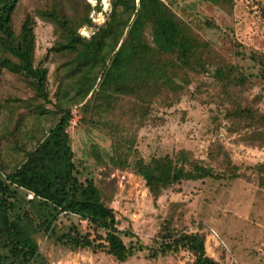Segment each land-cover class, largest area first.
Segmentation results:
<instances>
[{
	"label": "trees",
	"instance_id": "trees-1",
	"mask_svg": "<svg viewBox=\"0 0 264 264\" xmlns=\"http://www.w3.org/2000/svg\"><path fill=\"white\" fill-rule=\"evenodd\" d=\"M94 1L91 7L87 0H35L33 10L22 15V0H0V72L15 77L29 93L6 98L12 111L0 127V264H48L39 238L67 252L90 250L119 263L146 251L150 261L186 252L192 264H220L206 253L202 227L189 232L172 216L151 246L126 245L123 237L135 236L119 229L110 206L117 185L110 176L130 171L154 202L166 191L181 193L184 184L234 180L238 168L219 140L208 145L205 159L179 150L145 161L136 149L139 132L161 121L152 116L155 103L171 108L185 96H203L223 113L222 119L215 117L216 131L222 120L235 143L263 148L264 96L252 94L251 75L178 15L175 0H108L110 11L101 26L90 17L102 11V0ZM204 2L233 15L234 0ZM252 7L264 29V3ZM38 21L59 35L49 54L75 55L69 75H79L77 104L67 105V92L60 88L51 96L49 69L35 54ZM205 25L218 29L208 21ZM84 27L89 36L80 33ZM238 57L254 62L264 81V54L240 51ZM205 76L211 81L198 83ZM73 107L78 124L109 141L108 150L89 146L88 157L102 168L97 180L83 178L75 159L68 132ZM255 172L263 184L264 164Z\"/></svg>",
	"mask_w": 264,
	"mask_h": 264
},
{
	"label": "rangeland",
	"instance_id": "rangeland-1",
	"mask_svg": "<svg viewBox=\"0 0 264 264\" xmlns=\"http://www.w3.org/2000/svg\"><path fill=\"white\" fill-rule=\"evenodd\" d=\"M47 1L49 0H41ZM34 2L35 0H22V15L23 12L30 13L33 10L31 4ZM87 2L91 7L96 5L94 0ZM234 2L232 16L222 13L204 0H175L174 10L217 50L235 61L245 74L251 75L254 83L252 94L264 96V81L259 76V67L250 60L238 57L240 51L245 54H264V29L255 16L256 11L252 9L253 2L260 4L264 0ZM101 5V12L94 10L90 13L96 26L103 25L110 11L108 0H102ZM207 21L218 29L207 27ZM35 32V54L49 69L51 96L60 88V92H67L63 96L67 105L77 104L80 102L76 97L77 87L81 85L77 81L79 75H69L75 55L66 52L59 55L48 53L59 39L58 32L48 23L38 21ZM80 32L83 36L92 33L86 27L81 28ZM210 81L205 76L198 83L208 84ZM195 86L196 84L191 87L192 91ZM27 94L28 91L15 77L0 72V127L6 124L12 111L9 105L5 106L6 98H24ZM45 110L48 111V108ZM220 110L215 104L207 103L203 96L196 99L185 96L171 108L162 107L158 103L153 105L152 116L161 121L140 130L136 145L139 157L148 161L154 156L173 155L179 150H187L195 158L205 159L208 145L219 140L229 151L231 162L238 168V172L234 180H206L202 183L184 184L181 193L166 191L156 202L148 195L144 182L137 176L130 171L114 172L110 179L116 180L117 194L110 206L116 212L119 229H130L135 236L123 237L126 245L140 242L143 246H151L161 224L172 216L178 221L179 227H184L189 232L200 231L201 226V232L206 236V253L220 264H264V183L260 184L255 172L256 165L264 164V147L252 148L235 143L236 137L227 132V124L222 120L221 129L216 131L215 117L222 119L223 116ZM72 114L68 132L75 159L77 163H81L79 170L83 178L92 177L97 180L102 168L95 166L88 157L89 146L95 143L108 150L109 141L77 123L76 107H73ZM174 205H178V208L175 209ZM73 220L77 222V219ZM80 225L82 230H86V224ZM211 230L217 234L218 239L210 237ZM38 244L48 264H192V257L186 252L150 261L146 259L145 251L119 263L90 250L67 252L56 248L46 239L39 238Z\"/></svg>",
	"mask_w": 264,
	"mask_h": 264
},
{
	"label": "built area",
	"instance_id": "built-area-1",
	"mask_svg": "<svg viewBox=\"0 0 264 264\" xmlns=\"http://www.w3.org/2000/svg\"><path fill=\"white\" fill-rule=\"evenodd\" d=\"M80 33H81V32H80ZM29 198H31V195L29 196ZM82 223L85 224V222H82ZM210 237H211L213 240L218 239L217 234H216L213 230H211V232H210Z\"/></svg>",
	"mask_w": 264,
	"mask_h": 264
}]
</instances>
